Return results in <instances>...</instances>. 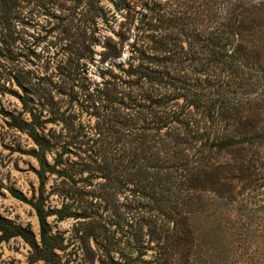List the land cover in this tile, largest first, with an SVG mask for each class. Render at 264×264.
<instances>
[{
	"label": "rangeland",
	"instance_id": "rangeland-1",
	"mask_svg": "<svg viewBox=\"0 0 264 264\" xmlns=\"http://www.w3.org/2000/svg\"><path fill=\"white\" fill-rule=\"evenodd\" d=\"M228 1L0 0V109L40 117L49 164L62 154L41 195L37 144L0 112V215L39 241L29 200L42 201L60 264H264V144L255 166L236 152L198 163L193 147L188 179L169 178L155 170L151 106L173 91L127 72L138 48L178 45L188 58L163 70L193 84V12L198 27L216 26ZM35 258L21 237L0 243V264H53Z\"/></svg>",
	"mask_w": 264,
	"mask_h": 264
},
{
	"label": "trees",
	"instance_id": "trees-1",
	"mask_svg": "<svg viewBox=\"0 0 264 264\" xmlns=\"http://www.w3.org/2000/svg\"><path fill=\"white\" fill-rule=\"evenodd\" d=\"M2 2L10 5L12 2L15 4L16 0ZM228 3L230 6L236 5L232 9H228L230 6L224 9L225 20L209 28L198 27V13L193 12V51H190L193 56V84L167 76L163 70L169 64H181L188 58L183 46L159 44L152 53L138 48L136 58L139 63L132 64L127 70L139 81L153 82L173 91L154 96L151 106L155 117L151 129L160 142L159 146L154 144L155 170L166 168L169 178L176 171L183 170L187 172L188 179L190 167L193 166V147L198 163L220 152L240 153L242 159L246 157L244 162L248 166L255 162L257 164L261 159L259 146L264 144V0H229ZM234 36L240 38L237 45L233 43ZM253 93L255 95L251 96ZM19 98L26 108L27 98ZM180 98L184 100L183 103ZM0 112L10 117L12 125L26 131L37 144V151L31 153L40 166L37 174L42 195L46 174L59 173L57 166L62 164V154L57 155L53 164H49L46 152L50 144L38 131L43 125L40 117L32 114L37 119L36 130L34 119L26 122L4 109H0ZM239 166L236 171L243 170V163ZM260 169L264 170V166ZM177 179L181 181L178 184H183L180 177H176L175 181ZM188 187L191 186L188 184ZM13 193L25 200L21 194ZM176 197L177 194L170 198ZM29 202L39 218L40 240L32 230L11 223L0 215V243L21 237L32 247L35 259L60 264L55 255L59 246L51 235V225L47 221L51 212L44 208L40 200L31 199ZM164 204L167 213H177L172 200ZM57 213L61 217L72 215L65 208ZM177 230L175 224L168 231V236L176 235Z\"/></svg>",
	"mask_w": 264,
	"mask_h": 264
}]
</instances>
